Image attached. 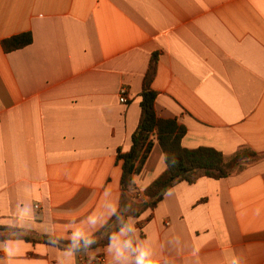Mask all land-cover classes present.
Wrapping results in <instances>:
<instances>
[{"label":"crops","instance_id":"1","mask_svg":"<svg viewBox=\"0 0 264 264\" xmlns=\"http://www.w3.org/2000/svg\"><path fill=\"white\" fill-rule=\"evenodd\" d=\"M154 57V110L184 148L259 157L150 209L158 143L124 195L116 156ZM0 228L19 231L0 230V264H264V0H0Z\"/></svg>","mask_w":264,"mask_h":264},{"label":"trees","instance_id":"2","mask_svg":"<svg viewBox=\"0 0 264 264\" xmlns=\"http://www.w3.org/2000/svg\"><path fill=\"white\" fill-rule=\"evenodd\" d=\"M30 33H21L1 42L2 50L6 53L16 51L31 44ZM155 57L152 58L145 84L140 95V119L131 136V145L126 153L117 152L116 161L121 167L120 189L122 195L134 190V177L140 173L153 147L154 140L158 143L164 157L165 170L143 192L145 208H154L160 203L166 192L180 182L194 183L199 177L213 180L226 178L244 169L246 164L259 157L252 150L245 149L226 159L219 151L212 148L200 147L186 149L182 146L185 128L177 125L174 120H163L156 116L154 102L156 92L150 87V79L154 73ZM6 232L18 234V230L0 228ZM22 239L30 242L52 244L68 249L73 245L85 246L87 242H63L48 236L29 237ZM107 242L94 243L93 246H103ZM89 246V245H88ZM89 246V247H90Z\"/></svg>","mask_w":264,"mask_h":264},{"label":"built area","instance_id":"3","mask_svg":"<svg viewBox=\"0 0 264 264\" xmlns=\"http://www.w3.org/2000/svg\"><path fill=\"white\" fill-rule=\"evenodd\" d=\"M118 101L121 104L126 103V90H125V88H121L119 90V93H118ZM93 261H96V262H104V258L98 256V257H95Z\"/></svg>","mask_w":264,"mask_h":264},{"label":"clouds","instance_id":"4","mask_svg":"<svg viewBox=\"0 0 264 264\" xmlns=\"http://www.w3.org/2000/svg\"><path fill=\"white\" fill-rule=\"evenodd\" d=\"M141 260H143V254L141 256ZM146 264H152V262L151 261H147Z\"/></svg>","mask_w":264,"mask_h":264}]
</instances>
